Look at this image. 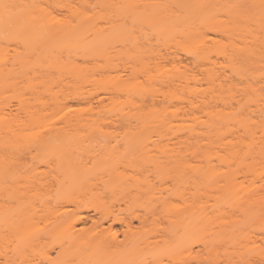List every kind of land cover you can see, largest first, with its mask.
<instances>
[{"label": "rangeland", "instance_id": "rangeland-1", "mask_svg": "<svg viewBox=\"0 0 264 264\" xmlns=\"http://www.w3.org/2000/svg\"><path fill=\"white\" fill-rule=\"evenodd\" d=\"M84 1L93 4L92 7L94 5L96 7V10H91L89 14L93 17V24L97 28L109 36L112 30L126 27L129 30V38L119 33L112 37V40L107 39L109 46L107 45L105 49L101 50L100 54H90L73 47V44L68 47L55 45L52 47L53 54L47 56L43 53L39 55V59L35 55L30 64L32 67L29 69H32L28 72L33 77L30 80L34 83V87H37L38 92L32 87V82L24 77L19 79V84L16 87L5 88L6 91H2L3 94L0 91L2 95L0 100L9 104V108L7 107L5 110L11 109L8 111V117L10 118L14 114L15 118L17 116L20 121L16 128L17 137L12 136L15 141L12 140V142L19 147V151L6 148V142H4L6 149L4 147L2 149L3 153H6L7 156L9 154L10 159L14 162L11 169L12 174L6 176L5 182L3 181L5 187V197L2 199L3 210L6 209L11 217L20 215L22 219L24 215L28 214L29 210L27 211L26 207H31L28 204L31 203L34 206L35 203L36 207L41 205L40 199L46 195L47 191L48 193L52 191L53 197L56 198L58 196L56 186L49 187L48 190H46L48 187L45 186L46 184L49 186V181L52 179L51 167L53 168L58 161L57 158L63 155H67L70 160L74 157H81L80 154L116 155L114 159L104 163L102 169L108 173L100 176L97 187H94L93 190L96 196L97 194L103 196L96 198L87 191L79 195L80 199L84 203L105 201L110 207L115 206V210L123 216L130 213L145 216L147 218L145 224L137 222L133 230L146 236V239L158 227L168 228L176 232L177 235L172 234L171 237H174L173 240L171 239L172 241H168V243L160 241L159 244L153 245L151 250L142 249L131 258L111 256L97 264H158L159 262L243 264V257L246 264H264L262 257H255L251 254L256 246L264 248V219L257 220L249 217L248 220H240L241 222L236 224L231 222L232 219L235 220L239 216L237 208L241 200L264 188V158L259 157L260 159L257 158V160L250 155L234 156L233 153H230L232 151L228 143L233 139L232 136L236 137L235 131V133L239 132V135L242 133L244 136L246 135L244 132H250L246 129L244 131L242 127L239 128L238 124L250 117H255L260 108L264 111V105H262L264 97L259 99L263 100V103H259L254 92L258 87H261L260 89L264 92V61H254L255 59L241 61L240 58H237L240 50L243 51L250 47L253 49L255 46L259 47L254 51L262 50L264 52V32H256L259 33V35L256 34L259 38V41L256 39V42L255 33L239 31L234 27L235 25H231V28L223 34L214 33L208 27L201 29V38H196V42L193 40L184 41L182 44L176 45L174 39H167L162 44L151 24L141 25V30L137 29L136 33L131 31L137 26H133L130 17L123 13H117L114 9L123 5L125 0ZM72 4L79 6L81 2L72 0ZM54 14L62 22L71 25L77 24L76 16L69 11L64 10ZM222 15L220 14L221 19L226 18L224 13ZM133 41L138 42L141 47L139 49L142 51L145 42L150 41L155 50L154 54L162 53L163 57L160 60L153 58L157 61L135 58L134 56L138 54L132 48ZM206 45L210 48V51L207 48L210 52L209 57L205 55L209 60L199 62V59H206L203 58L204 52L199 54L202 47H206ZM0 47L7 52L10 63L17 52L26 50L22 42L8 39L4 34L0 38ZM207 50L203 49L202 51L208 55ZM195 54L196 57H200H197L198 60L195 58ZM53 58L58 61L63 60L64 64L62 61V64L58 63ZM74 61L77 62V67H81L78 69L76 66L74 67ZM175 67L187 73L190 78L188 83L179 82V86L170 85L173 86L171 88L166 77L163 81L164 84H162L163 82L160 84L159 82L167 75H162L163 77L159 80L160 73L164 74V71H168L171 75L170 72L173 71L175 74ZM210 72L211 76L215 77L213 82L206 79ZM192 74H197V81L191 79ZM120 78H130L129 83L133 85L138 84L139 87H147L150 90L155 88L157 92L161 90L163 93L155 92L152 96L147 95L144 98L138 97V94L132 95V93L125 95V93L112 89V85L117 83ZM152 82L156 84L154 88ZM30 83L32 86L29 87L33 88L32 90L35 92L28 89ZM141 104L144 109L147 106L150 107L149 111L145 110V112L147 111L145 115L147 121L144 122L143 128L139 127L142 121L136 118L139 115L137 109ZM259 105L261 107L258 109ZM153 109L156 110V114H163L165 118L167 117V121L171 120L172 127L169 130H172V133L164 131L163 127L156 123H149L152 118L154 119L152 117L155 113ZM127 114L130 115L127 116ZM31 115L35 117L32 116L33 118L30 119ZM79 115L83 116L80 120H85L80 125L76 123V120L80 118ZM2 117H4L3 114ZM257 117H259L258 114ZM12 118L14 117L12 116ZM35 119H37L36 122ZM232 120L235 122L231 123ZM69 121L72 123L68 124ZM220 121L228 122L229 126H226L225 123L221 130L212 131L209 125L214 127ZM11 126H13V130L17 127V125ZM9 128H5L2 133V137H6V139L3 138L5 141L13 135L12 128ZM193 129L198 132L197 137L190 135ZM232 129L235 131H230L231 135L229 130ZM174 131L178 135L177 137H174ZM259 131L257 133L261 135L262 131ZM252 132L254 133V131ZM211 133L214 136L212 150L208 147L209 139L206 137ZM247 135L245 140L250 142ZM244 136H242V140H244ZM18 137L19 142L16 143ZM237 137L239 138V136ZM237 137L235 139L238 142ZM242 140L240 139V142ZM43 141L47 145H44ZM234 141L233 139L232 143ZM236 141L235 143H237ZM11 144L10 142L8 145ZM165 147L166 150L168 149L164 150L165 156L166 152L168 154L179 152L177 153L179 154L177 169L175 168L177 163L170 160L171 163H168V166L167 161L164 160V169H161L163 167L161 159H166L162 153V149ZM13 152L18 155L19 152H22L23 155L16 158ZM247 152L245 150V153ZM69 159L67 167L72 165ZM80 161L82 163L81 158L77 162L74 161L73 165ZM86 165L87 167L101 168L99 164H94L92 161ZM226 178L235 184L227 195L222 189L225 186ZM37 180H42L41 184L47 182L44 185L46 189L42 185L44 190L41 188L37 191ZM32 185L36 191L34 189L33 191L31 189L32 192L29 191ZM39 186L40 184L38 189H40ZM113 186H118L114 196L108 192V188ZM121 186L134 191L130 195H123L120 192ZM262 195H264V191ZM22 196L32 197L35 202H25L28 204L22 205L20 203ZM79 196L72 195L71 197L76 199ZM69 198L70 196H64L61 200L58 198L56 200H59L60 207L63 202V207L76 210L74 206L64 205V201ZM42 205L41 210L43 213L45 212V216H50L45 217L43 213H40V215L42 214L40 216L37 214L40 207L37 208L38 211L32 210L35 207H31L29 216H25L27 222L29 221V227L33 226L34 228L38 224L42 228L55 217V215L51 216V213L58 209L56 202L55 206L54 203L49 204V207L53 205L54 211L49 207L46 208L49 212L51 211L50 213L43 210L44 207H47L46 204L43 205L44 207ZM32 211H35L36 215L40 217L38 220L35 212ZM180 212L185 213L184 218L179 220V224H176L175 220ZM78 214L71 213V218L74 220ZM91 214L95 221H101L104 218L101 213ZM30 215L36 217L32 219ZM42 216L47 219L52 218L48 219L47 223L43 220L44 218L41 219ZM17 218L18 216H15L9 220V223L2 226L4 238L0 240V264L23 263L21 262L23 259L21 260L19 257L21 255L15 252V245L18 242L11 232V229L16 227L17 222L20 221V219L16 220ZM39 220L45 221L46 224L41 222L40 225L37 223ZM108 225L105 223V227ZM92 227L93 222L91 221L86 225H77L78 229L89 231ZM35 228L37 230L39 227ZM64 239L66 238L63 235L55 234L38 246H32L34 249L26 248L28 258L26 259L27 256L23 255L25 257L24 264H49L50 260L47 257L56 260L59 251L58 245ZM121 239L124 237L121 236ZM253 245H255L254 248ZM248 247H252L250 253L247 252L246 248ZM71 264L79 263L74 261Z\"/></svg>", "mask_w": 264, "mask_h": 264}, {"label": "bare ground", "instance_id": "bare-ground-1", "mask_svg": "<svg viewBox=\"0 0 264 264\" xmlns=\"http://www.w3.org/2000/svg\"><path fill=\"white\" fill-rule=\"evenodd\" d=\"M125 1H124V4L122 3L123 5L117 6L114 9L115 11H117V13H123V15H127L128 17H130L133 26H137V28H132L131 31L136 33L137 29L141 30V25L151 24L152 27L155 28V31L159 37V41L162 44H164L167 39H174L176 42V45L177 44L180 45L184 41L193 40L194 42H196V38H201L200 37V35H202L201 29L202 28L207 29L208 27L211 31L217 34H223L227 32L231 28L230 27L231 25H235L234 27L238 29L239 31H252L253 34L255 33L254 35L256 34L259 35V33H256V32H260V31L264 32V0H125ZM80 2L81 4L79 6H75L72 4V0H0V38H2V34H4L5 37L8 39L19 40L26 47L25 51L17 52L14 55V58L11 61V63H10V60H8V56L6 54L7 52H5V50L0 47V91L1 93L2 91H6L8 87L9 88L16 87V85L19 84V79L22 77H24L29 82L30 81L32 82V80L30 79H32L33 77L30 76L29 74L32 68L31 69L29 68L32 67L30 66V64L32 63L33 57L37 55L38 56L37 58L39 59V55L43 53H45L47 56L51 53L53 54L52 47L55 45H57V47L61 45L62 46L64 45V47L66 46L68 47V46H72L73 44V47L79 48L90 54L92 53L100 54L101 50L105 49L107 45L109 46V40H112L111 38L114 37L115 35L120 33V34L125 35L126 38H129V35H130L129 30L124 25L122 26L125 28L112 30L109 36L105 34L103 31L97 28L95 24H93L94 23L92 21L93 17L89 14L91 10L92 11L96 10V7H94L95 5L92 7L93 4H90L89 2H86L84 0H80ZM64 10L69 11L71 14L76 16L77 24L71 25L70 23L62 22L60 19L57 18V15L54 14V13H59V12L61 13ZM219 13L221 15L224 13V16H226V18L223 17V19H221ZM140 20H142L143 22ZM106 35L108 38L106 37ZM257 35L255 37V40L257 39L259 41V38L257 37ZM152 46L153 45L151 44L150 41H146L144 46L142 47L143 49L142 51L141 49H139L141 47L139 46L138 42L133 41L132 48L135 49L137 52L136 54H138V55H135L134 57L139 58V59L145 58L146 60L152 59V61L154 59L160 60L163 57L162 53H159V54L157 53L155 55L154 54L155 50L153 49ZM207 48L209 47H207L206 45V47H202L201 51L203 49L207 50ZM250 48H246L247 51L240 50L239 53L237 54V58L238 59L240 58L239 60L241 61H251L254 59H255L254 61H259V62L264 61V58H263L264 56H262L264 55L262 54L264 52H262V50L257 51V52L254 51L255 48H259V47L255 46L254 49L252 47ZM208 50L210 51V48ZM201 51L200 53L199 52L198 53L203 54L204 52L203 58H206V59H199L200 57L197 56L199 57L197 58L196 54H195V58L197 60L199 59V62L200 61L207 62L206 60H209V59L205 57V55L209 57L210 52L208 51V55H207L205 51H202V52ZM258 52H262V53L259 54ZM55 59L56 58H53V60ZM197 60L196 62H198ZM55 61H57L58 63H61L62 61L64 64V61L61 59L59 61L58 59ZM154 61H157V60H154ZM74 63H73V66L77 67V64H76L77 62L75 64ZM68 65H69V62H68ZM80 67L81 66H78L77 69ZM179 69L180 68L175 67L174 69L176 70L175 74L173 73V71L170 72L174 75L172 74L170 75L168 71L166 72L164 71V74L160 73L159 80H161V78L163 77L162 75L165 76V74H167L168 76L166 75L165 77H163V80L160 81L159 83L161 84L163 81H165L166 77H167L166 81L168 82L169 86L170 85L179 86L180 84L179 82L188 83V81L190 80L189 76L187 75V73H184V71L182 72L181 69H180L181 72H179L180 71ZM195 69H198V67H195ZM211 74L212 73L210 72V74L206 76V79L207 81L213 82L215 80V77L211 76ZM192 76H193L191 77L192 80H195V81L198 80L197 74H194V75L192 74ZM81 79L83 78L81 77ZM129 82H130V78L128 79L120 78L117 83L112 85V89L118 92H121V93H125V95L129 93H132V95L138 94V97L140 98H144L147 95L152 96V94H155V92H157V89L154 88L156 84H153V82H152V85L154 89L152 90L148 89L147 87H145L146 88L145 89L140 86L141 87L140 88L138 84L133 85ZM32 84L33 86L31 85V83L30 85L28 84V87L32 86L34 89H37V87L36 88L34 87L33 82ZM162 84H164V82ZM30 87L28 89L32 90L33 88H30ZM171 88H173V86ZM260 88L258 87L254 91L257 95V98H258L257 100H259L260 98L262 99V97H264V92ZM160 91H158L157 93L160 94ZM32 92H35V90H32ZM36 92H38V89L36 90ZM174 94L177 95L176 93ZM1 96L2 95L0 94V97ZM262 101H260L259 103H261ZM3 102H4L3 100L2 101L0 100V240L4 238L2 226L4 224L9 223V220L13 219L15 216H18L16 220L20 219V221L22 222L18 221L17 226L13 227L11 229V232H12V236L17 238L18 244L15 245V252H17L18 255H21L19 256L21 257V260L22 259L25 260V257H23V255L27 256L26 248L29 247L30 250L34 249L32 248V246L33 247L38 246V244H41L42 242H44L45 239H49L53 237L55 234L57 235L60 234L61 236L63 235L66 239H64V241L60 242L58 245L59 251H58V258L56 260H51L50 257L44 256L45 258L46 257L49 258L50 260L49 264H71L74 261H77V263L79 264L80 263L87 264L89 262H93L97 264L98 262H101L107 258H110L111 256H116L117 258H129V257L131 258L134 255L138 254L142 249L151 250L152 246L155 244L156 245L159 244L160 241L164 243L166 241L168 243V241L170 242L174 239V237H171V236L172 234L177 235V233L165 227H158L155 231L150 233L146 239V236H142L140 235L139 232H135V230H133L137 222L140 224H145V222L147 221V218L145 216L138 214V213H130L128 215L123 216L117 210H115L114 208L115 206L110 207V205H107V202L105 201L84 203V201L80 199L79 195L87 191H89V193H91L92 196L96 198L99 196H103V195H98V194L96 196V194L93 193V190H94V187H97L98 180H100V176L104 175L105 173H108L107 171H104L102 169L104 163H107L108 161L114 159L116 155H106V154H101V153L99 154L98 153L80 154V156L81 155L82 156L72 158V160L74 159L73 161L70 160L67 155H63L57 158L58 159L57 163L55 164L53 168L51 167L52 170L50 173L52 175L51 176L52 179H50L49 181L50 182L49 186L46 184L47 182H45L46 184L45 187H48V188L46 189L44 187L45 185L44 183L41 184L43 182L42 181L43 179L41 181L37 180L40 184L39 186L40 189H38L39 184L37 181H36L37 184L35 183L37 185V188L35 184L34 186L37 189V191L41 190L42 185L44 189L46 190H48L49 187L56 186V189L58 191L57 193L58 196H56V198L61 200V198H63L64 196L65 197L70 196L68 200L64 201V205L66 204L68 206H74L76 210H74V208L70 209V207L69 208L63 207V202H62V206L60 207V202H58L59 200H56V198L53 197L52 191H49V193L47 191L48 193V194L46 193L47 196L43 195V197H41L40 199L41 200L40 204L41 205L43 204L44 206L46 204L47 206V207H44L42 205L45 208L44 209L42 207L43 210L46 211L47 210L46 208L50 206L49 204L54 203V206H55V202H56V207L58 208L57 209L56 207H54L57 210L55 209L56 213L55 212L51 213V216L55 215V217L53 219H51L52 217L48 218V219H51L49 220L50 221L49 223L47 222L48 219L43 217L45 216V212L43 213V211L41 210V205L36 207L34 203L35 200L32 197L22 196L21 197L22 202L20 201L22 205L26 204L25 202L34 201L32 202L34 203V206L31 203L30 204L27 203V204L29 206L31 205L32 208L35 207L32 210H36V211L40 210L38 211L39 213L37 214L39 215L40 213L44 214L41 219L44 218L43 220H45L48 223L46 226L45 225L43 226L44 228L43 227L40 228L38 224L36 225L39 227L37 230L35 228L36 227L35 225H34L35 226L34 228L32 226L34 230L31 228V226L29 227V221L27 222V217L25 216H29L31 207L29 208L28 206L26 207V210L27 211L29 210V211H28V214L26 213L27 215H24V218L21 219L20 215H13L11 217V215L8 214L6 209L3 210L4 205H3L2 199L3 197H5L4 196L5 187L3 185L5 182L4 180H6V176H9L10 174H12L11 169L14 166V162L10 159V156L8 153H7L8 156L5 155L6 153H3L2 149L3 147L5 148L6 146V148L9 147V148L16 149L17 151H19L18 149L19 147L15 143H13L15 142L13 140V137H17L16 135H18L16 128H18L20 121L18 120L17 116L15 118L14 114L12 115L14 118H12V116H10V118L8 117L9 116L8 111H11V109H9L8 111L5 110L7 107L9 108L8 106L9 104L6 102H4L5 103L4 104ZM141 105L139 107L140 109L139 108L137 109V111H139V115L136 118L137 120L142 121L140 122L139 127L143 128V126H145L144 122L147 121V119L145 118L147 111L145 112V110L148 109L149 111L150 107L147 106L148 107L147 108L145 106L146 109H144L143 105L142 107ZM260 105L258 109L261 107ZM6 111L8 112L7 114H6ZM153 111L155 112L153 114L154 116L152 115L154 119L152 118V121L151 122L148 121V122L156 123L160 127H163L162 129L164 131L167 130V132L171 131L170 133H172V130H169L171 129L170 127H172L171 120L167 121V117L165 118L163 114L161 115L156 114L155 109H153ZM258 111L259 113L257 112L255 114L256 116L258 114L259 116L257 117L258 120H255L257 119L255 116V117H250L249 118L250 121L248 119V120L242 121L241 124H238V127L240 126L239 128L241 127L244 128L243 129L244 131L245 129L246 131L247 130L250 131L249 132L250 134L248 132L247 133L244 132V134L246 135L248 134L247 136L250 139V142L248 140H245L246 135L244 136L242 133L241 135H239V132L235 133L236 131L234 129L229 130V132L235 131L234 135L236 134V137L239 136V138L237 137V140L239 139L238 142L235 139L236 137L232 136L233 139L237 143H235V141L234 143H232L233 139L228 141L230 149L232 151L230 153H233L234 156L250 155V156H253L255 159L257 158L260 159L261 157L262 159L264 158V115H263L264 111H262V108H260V110ZM10 113L12 114L13 111ZM2 114L4 117L5 115L7 116L4 118L2 117ZM128 115L130 114H127V116ZM162 115L164 116V118ZM32 116L34 115H31L30 119L33 118ZM79 116H78L79 119L76 120V123L78 125H80V123H83V121H85V120H80L82 119L83 116L82 117L81 115ZM36 120L37 119H35V122ZM4 122L6 123L5 125H4ZM15 122L16 124H14ZM230 122L231 123L235 122V120H232ZM70 123L72 122L69 121L68 124ZM225 123L226 121H223V122L220 121L214 127L211 125H209V127L211 128L212 131H219L224 127ZM145 124L147 125L148 123H145ZM11 125H17V127L14 126L15 130H13L12 128L13 126ZM227 125L229 126L228 122L226 123V126ZM9 127L12 128L11 130H13V132L10 131L11 133H13V135H11V137L12 136L13 137L12 138L9 137L11 138V140H9L8 138L5 141L6 137L5 136L2 137V133H4L5 128L10 129ZM252 131H254V133ZM257 131L259 132L262 131L261 135H259ZM14 132H16L17 134L15 133L14 135ZM190 135L197 137L196 135H198V132L195 129H193L191 130ZM175 136L176 137L178 136L176 132L174 133V137ZM242 136H244L243 138L244 140H242ZM206 137L209 139L208 147H210L212 150L214 148V140H213L214 136L211 133L210 135H207ZM17 139H19V137L16 138V143L19 142V140ZM240 139L242 140L241 142H240ZM8 141L12 143L11 144L12 146L8 145L10 143ZM4 142H6L5 146H4ZM43 144L47 145L45 141H43ZM166 147L165 149H162L163 151L162 153L164 156H165L164 150L165 151L168 150V149L166 150ZM245 150H247L248 152L245 153ZM13 153L16 158H19L21 154L23 155L22 152H19V155L16 152H13ZM166 153H167V155L165 156L166 159H163V158H162L163 160L161 159V162L163 164V167H161L162 164L160 165L161 169H164L163 162L165 161H167V166H168V163H171L170 161L172 162L174 161L173 163H177L175 166V168L177 169L179 167L178 165L179 154L177 153L179 152L175 151L171 154H168V152ZM79 158L82 159V163L80 161L79 162L80 164L75 163V165H73L74 161L77 162ZM68 159L72 162V165L67 167L66 165L69 164ZM87 160L92 161L94 164H99L101 168L87 167L86 163L87 164L89 163V161L87 162ZM81 164L82 166H80ZM167 166L165 165V169ZM34 186L32 185L29 191H31V189L33 191L34 188L32 187ZM234 186L235 184H232L231 180L229 178H226L225 186L222 188L223 192L226 195L229 194L231 188H233ZM117 188L118 186L109 187L108 192L112 193V195L114 196ZM36 189L34 190L36 191ZM44 189L42 188V190ZM133 191L130 188H127L124 186H121L120 188V192L123 195H127V194L130 195ZM261 191L263 192L264 188L246 196L245 198L241 200L237 208L239 212V216L238 218L236 217L237 219L235 220L232 219L231 222H234V224H236V223L241 222L242 220L243 221L248 220L249 217L250 218L253 217L257 220H261V218L264 219L263 217L264 216V195H262ZM72 195H78L79 197L75 199L71 197ZM20 203L19 205H21ZM57 203H59V206H57ZM52 206L53 205L49 207L51 208V210H53ZM37 208L39 209L37 210ZM20 209L22 210V208ZM21 212H18V214L19 213L21 214ZM32 212H35V211H32ZM73 212L79 213L78 215L75 216L76 218L74 220L71 218V213ZM91 213L93 214L101 213L104 216V218H102L101 221H95ZM184 214H185L184 212H180L177 214V218L175 220L176 224H179V220L181 221L184 218ZM33 215H30L32 219L35 218L36 216H37L36 218L37 220L38 218H40L38 217V215H36V212H35L36 216L33 217ZM46 216H50V215H46ZM43 220H39L40 222L38 221L37 223L41 225V222H43ZM45 221L43 222L44 224H46ZM90 221L93 222V227L90 231L86 229L77 228V225H80V224L86 225ZM105 223H108L109 225L105 227ZM26 225L27 227H25ZM121 236H123L124 239H121ZM254 247L255 245H253V248ZM248 248H246L247 252L250 253L251 252L250 248L252 247H248ZM252 252L253 253L251 254L253 256L255 257L258 256L259 258L262 257L264 259V248L256 246V248ZM46 254L47 252L45 253V255ZM27 258L28 256L26 257V259ZM23 260L21 261L23 262L22 264H24ZM49 260L47 259V262H49ZM13 264H19V263L14 262ZM158 264H170V263L159 262ZM243 264H246L244 257H243Z\"/></svg>", "mask_w": 264, "mask_h": 264}]
</instances>
